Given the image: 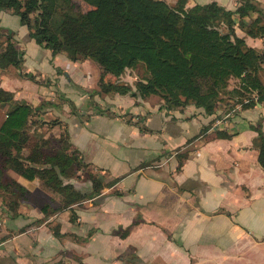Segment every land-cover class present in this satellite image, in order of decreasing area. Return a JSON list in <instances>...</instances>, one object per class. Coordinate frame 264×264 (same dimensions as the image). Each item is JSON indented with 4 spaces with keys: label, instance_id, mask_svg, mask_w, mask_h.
Listing matches in <instances>:
<instances>
[{
    "label": "crops",
    "instance_id": "crops-1",
    "mask_svg": "<svg viewBox=\"0 0 264 264\" xmlns=\"http://www.w3.org/2000/svg\"><path fill=\"white\" fill-rule=\"evenodd\" d=\"M249 1L256 11L243 24L260 18L264 26V0ZM211 3L230 12L240 6L187 0L186 8ZM0 32L1 43L10 36L23 53L20 68L0 59V87L35 108L34 119L46 123L38 133L66 135L102 184L98 195L59 210L38 178L8 170L30 195L17 217L0 199V264H264L258 92L224 100L211 115L194 106L170 109L157 96L112 90L117 83L134 90L136 71L105 86L109 74L94 61L54 55L14 12L0 11ZM235 35L264 55V36L249 37L237 26ZM258 76L264 88V64ZM68 182L84 195L92 190L87 176ZM45 206L58 208L45 217Z\"/></svg>",
    "mask_w": 264,
    "mask_h": 264
},
{
    "label": "trees",
    "instance_id": "trees-1",
    "mask_svg": "<svg viewBox=\"0 0 264 264\" xmlns=\"http://www.w3.org/2000/svg\"><path fill=\"white\" fill-rule=\"evenodd\" d=\"M81 1L90 9L77 10L71 0H0V11L17 14L37 44L54 55L92 60L116 78L142 67L147 76L136 82L134 90L120 85L112 90L132 97L157 96L166 108L194 106L211 115L232 80L236 84L230 98H246L264 89L258 76L264 55L235 35L237 26L249 37L264 36L260 18L249 25L242 22L256 11L249 0H240L234 12L216 3L186 8L187 0H177L174 6L162 0ZM5 35L0 32V59L20 68L23 53L10 36L1 43ZM8 104L12 106L0 127V166L10 161L20 176L38 178L58 198L59 210L100 193L102 184L94 176H87L92 190L86 195L68 182L85 164L68 137L55 139L57 148L47 150L48 140L32 122L35 108L15 101L11 92L0 87V106ZM259 135L258 163L264 168V136ZM0 192L7 213L19 216L18 208L29 192L6 174L0 176ZM57 208L45 206L42 211L49 217Z\"/></svg>",
    "mask_w": 264,
    "mask_h": 264
},
{
    "label": "rangeland",
    "instance_id": "rangeland-1",
    "mask_svg": "<svg viewBox=\"0 0 264 264\" xmlns=\"http://www.w3.org/2000/svg\"><path fill=\"white\" fill-rule=\"evenodd\" d=\"M72 1V3L74 4V6H75V8L77 9V10H80V11H87V10H89L90 9V7L87 5V4H85L84 2H82L81 0H71ZM97 64V63H96ZM100 66V65H99ZM101 69H102V67H100ZM103 70V69H102ZM133 71H136V73H137V75H138V78L139 79H141V81L142 80H144L145 78H146V73L144 72V70H143V68L142 67H140V66H138V67H136ZM105 72V71H104ZM105 74L107 75V74H109V73H106L105 72ZM108 76V78H109V81L108 80H106V84H105V86H110V84H112V83H110L111 82V80H116V77H114V76H112V75H107ZM112 76V77H111ZM140 82V81H139ZM235 84H236V82L234 81V80H232V81H230L229 82V85H228V88H227V91L224 93V94H222V96H221V99H222V101H224V100H228V99H232V98H230V97H232L233 95H230L231 93V91L233 90V88H234V86H235ZM115 85H120V86H126V85H124V83H117V84H115ZM135 86V85H134ZM130 87V86H129ZM131 88V87H130ZM234 99V98H233ZM236 99V98H235ZM88 102V105H89V101H87ZM91 104V103H90ZM12 105L11 104H8V105H5V106H0V127H1V125H2V122H3V120L5 119V115H6V113L9 111V109H10V107H11ZM32 122H34V123H37V125H38V127L39 128H43L45 125H46V123L44 122H42V121H39V120H37V118H33V120H32ZM51 125V124H50ZM53 125V124H52ZM37 127V128H38ZM38 134H41V135H43V136H46V133H38ZM47 140H48V143H49V145H48V148H47V150H53V149H56L57 148V144H56V140L55 139H58V138H54L53 136H47V138H46ZM26 154V153H25ZM10 169L11 170H13L12 169V163L10 162V161H5V162H3L2 163V165L0 166V176L2 175V174H5L8 170L10 171ZM78 173H79V175H75V176H96L97 174L95 173V172H93L92 171V169L91 168H89L87 165H85V164H83L81 167H80V170L78 171ZM77 174V173H76ZM6 175H8V176H10L9 174H6Z\"/></svg>",
    "mask_w": 264,
    "mask_h": 264
},
{
    "label": "built area",
    "instance_id": "built-area-1",
    "mask_svg": "<svg viewBox=\"0 0 264 264\" xmlns=\"http://www.w3.org/2000/svg\"><path fill=\"white\" fill-rule=\"evenodd\" d=\"M261 99L264 100V89L260 93H255V95L253 97V100H255V101H259ZM246 103H248V101H246Z\"/></svg>",
    "mask_w": 264,
    "mask_h": 264
}]
</instances>
